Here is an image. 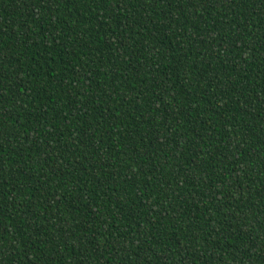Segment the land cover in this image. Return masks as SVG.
Instances as JSON below:
<instances>
[{
	"label": "trees",
	"instance_id": "16d2710c",
	"mask_svg": "<svg viewBox=\"0 0 264 264\" xmlns=\"http://www.w3.org/2000/svg\"><path fill=\"white\" fill-rule=\"evenodd\" d=\"M0 264H264V0H0Z\"/></svg>",
	"mask_w": 264,
	"mask_h": 264
}]
</instances>
